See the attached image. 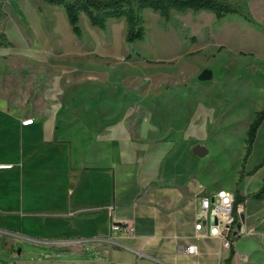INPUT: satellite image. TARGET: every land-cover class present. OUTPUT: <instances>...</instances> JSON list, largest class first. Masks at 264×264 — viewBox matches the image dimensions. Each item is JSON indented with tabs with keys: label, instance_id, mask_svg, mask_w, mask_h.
I'll list each match as a JSON object with an SVG mask.
<instances>
[{
	"label": "crops",
	"instance_id": "obj_1",
	"mask_svg": "<svg viewBox=\"0 0 264 264\" xmlns=\"http://www.w3.org/2000/svg\"><path fill=\"white\" fill-rule=\"evenodd\" d=\"M51 6L56 5L44 0H0V56H7V67L20 83L13 106L0 102V241L11 264H264V218L256 215L261 203L249 206L246 198L236 205L239 219L230 247L194 229L199 194L227 189L245 196L262 182L242 192L204 175L201 158L192 153L199 103L187 111L191 125L190 119L173 123L175 115L185 114L178 110L179 100L191 93L162 89L175 87L169 83L188 85L199 67L184 78V70L177 76L159 70L158 75L138 62L148 73L130 74V53L113 42L118 31L110 27L125 21L112 18L104 29L89 24L92 39L66 48L78 52L73 65L81 74H66L65 80L91 85L78 97H61L55 87L60 63L51 60ZM188 12L172 10L167 20L161 18ZM234 14L239 13L226 15ZM243 14L236 19L250 21ZM212 15L213 25L226 16ZM82 33L76 35L81 40ZM195 33H185L193 44L179 52V65L200 50ZM18 56L22 60L14 59ZM120 67L126 71L119 72ZM153 79L161 90H137ZM114 86L116 94L109 92ZM76 98L81 102L70 105ZM137 98L143 99L142 107L135 106ZM254 174L238 181L247 184ZM114 223L133 232L113 234ZM22 243L49 251H16ZM177 243H194L197 253H179Z\"/></svg>",
	"mask_w": 264,
	"mask_h": 264
},
{
	"label": "rangeland",
	"instance_id": "obj_2",
	"mask_svg": "<svg viewBox=\"0 0 264 264\" xmlns=\"http://www.w3.org/2000/svg\"><path fill=\"white\" fill-rule=\"evenodd\" d=\"M229 1L235 5L238 4L250 21L245 19L242 22L238 21L236 16L239 14H234L226 15L223 20H218L219 23L213 25L210 20L213 13L206 10L199 12L190 10L192 13H185L182 17L175 14L169 21H165L157 13L146 10L143 13L144 38L132 43L125 42L123 38L124 23H119L118 26L110 25V27L118 31L114 35L113 42L121 45L123 53H130L129 61L133 64L130 74L137 76L143 72L148 73L147 70L138 66V62L148 64L149 70L151 69L152 73L158 71L156 73L158 75L161 74L159 70L175 76L184 70L181 74L184 78L190 76L187 72L191 73L196 66L199 67L188 85L169 83L175 87L167 86L162 89L191 93L186 95L185 100H179L178 110H183L185 114L175 115L174 119L171 116V119L174 120L175 125L181 122L186 123L190 119L189 125H191L192 114L187 111L191 109L193 102L199 103L201 106L193 117L199 118V128L194 135L198 138L196 144H202L208 150L207 155L201 158V171L207 170L204 175L209 178L216 177L217 185L230 187L229 189L237 187L245 192L243 190L245 187L248 191L255 190L264 174L263 164L257 169L253 178L247 179V184L245 179L238 181L242 168L250 170L264 160L263 119L257 129L251 152L243 164L249 124L256 113L264 108V0ZM182 11L177 10V12ZM179 19H183L184 23H181ZM79 26L84 36L82 40L73 33L63 8L51 6V54L53 56L51 60L60 63V68L55 73L56 78L60 76V82L55 87L61 97H78L83 87L91 85V83L80 85V83L67 82L64 78L66 74L75 77L81 74L78 64L73 65L74 55H78V52L72 53L66 48L78 47L81 42L90 41L93 37L89 31V21L83 14L80 15ZM188 31L196 32L195 46H198L200 50L195 52V58L193 57L190 61L181 60L182 63L179 65V52L188 50L193 44L190 38L184 37ZM7 59V56H0V102L13 106L17 102L14 96L17 88H20L18 86L20 83L18 78L12 76V69L7 67ZM14 59L22 60L19 56ZM61 69L65 71H60ZM118 71L124 72L126 69L120 67ZM157 81L158 79H153L152 83L137 90H161L160 86H157ZM28 89H30L29 86ZM110 91L116 94L119 92V87L109 88ZM66 101L65 99L64 102ZM80 102L81 100L77 98L69 100L70 105ZM181 103H183L182 106ZM110 104L111 101L105 100V105ZM135 106L142 107L143 99L137 98ZM195 110L194 104V112ZM140 118L143 119L144 116L136 117L138 123ZM182 133L187 135L192 132ZM235 181L238 183L236 186L232 184ZM260 203L264 205V198L249 199V206ZM256 215H260L263 219L264 208ZM258 216L257 220H260ZM20 245L15 247L16 251L22 248L24 251L42 255L49 251L34 243ZM11 263L12 258L8 257L3 250L0 241V264Z\"/></svg>",
	"mask_w": 264,
	"mask_h": 264
},
{
	"label": "trees",
	"instance_id": "obj_3",
	"mask_svg": "<svg viewBox=\"0 0 264 264\" xmlns=\"http://www.w3.org/2000/svg\"><path fill=\"white\" fill-rule=\"evenodd\" d=\"M45 2L61 6L65 12L66 19L73 33L77 36L81 34L79 26L80 15L83 14L88 19L89 24L100 29H104L108 19L123 18L126 24L124 40L127 43L143 40L145 35L144 10H151L158 13L165 20L168 19L172 10L190 9L193 11L207 10L212 12L216 18H221L228 13L243 14L239 6H235L229 0H44ZM264 119V108L257 112L247 130V145L244 162L250 154L256 132ZM264 160L250 170L242 168L239 178L254 174L258 168L262 167ZM246 198H264V175L260 187L241 196L236 193V205ZM230 239V237H229Z\"/></svg>",
	"mask_w": 264,
	"mask_h": 264
},
{
	"label": "built area",
	"instance_id": "obj_4",
	"mask_svg": "<svg viewBox=\"0 0 264 264\" xmlns=\"http://www.w3.org/2000/svg\"><path fill=\"white\" fill-rule=\"evenodd\" d=\"M236 195L232 190L222 189L214 194H199L198 209L194 229L201 236H213L220 238L225 247L231 246V235L236 223L235 210ZM111 232L132 233L133 228L114 223L111 225ZM175 250L179 253L196 254L197 246L194 243L175 245ZM143 251H137V255L142 256Z\"/></svg>",
	"mask_w": 264,
	"mask_h": 264
},
{
	"label": "water",
	"instance_id": "obj_5",
	"mask_svg": "<svg viewBox=\"0 0 264 264\" xmlns=\"http://www.w3.org/2000/svg\"><path fill=\"white\" fill-rule=\"evenodd\" d=\"M192 153L199 157L202 158L205 155H207L208 150L206 148V146L202 145V144H196L193 148H192Z\"/></svg>",
	"mask_w": 264,
	"mask_h": 264
}]
</instances>
